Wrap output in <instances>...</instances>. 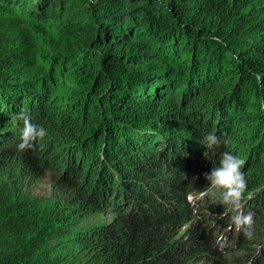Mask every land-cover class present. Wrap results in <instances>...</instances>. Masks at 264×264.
I'll return each mask as SVG.
<instances>
[{"label":"trees","instance_id":"obj_1","mask_svg":"<svg viewBox=\"0 0 264 264\" xmlns=\"http://www.w3.org/2000/svg\"><path fill=\"white\" fill-rule=\"evenodd\" d=\"M21 111L47 131L23 152ZM224 152L251 238L200 195ZM236 262L264 264V0H0V264Z\"/></svg>","mask_w":264,"mask_h":264},{"label":"clouds","instance_id":"obj_2","mask_svg":"<svg viewBox=\"0 0 264 264\" xmlns=\"http://www.w3.org/2000/svg\"><path fill=\"white\" fill-rule=\"evenodd\" d=\"M259 79V76H257ZM16 119L22 121L23 127L20 130V143L17 145V150L23 152L33 147V144L38 140H43L47 131L43 126L32 123V117L25 111L17 114ZM227 143V140L221 141V138L209 134L205 137V143L208 148L219 146L221 143ZM245 161L234 156L229 152L221 154L219 166L213 167L210 173H204V178L209 182L207 187L201 191V198H211L217 192L220 193L219 203L228 206V210L234 214L231 216L232 225L237 231L251 238L253 235L252 229L255 223L252 213L244 214L241 209V200L247 186L245 174L242 166ZM226 237L219 236L215 244L221 249L225 246Z\"/></svg>","mask_w":264,"mask_h":264},{"label":"rangeland","instance_id":"obj_3","mask_svg":"<svg viewBox=\"0 0 264 264\" xmlns=\"http://www.w3.org/2000/svg\"><path fill=\"white\" fill-rule=\"evenodd\" d=\"M211 159L213 160L214 158L211 157ZM68 168L69 167L67 165H63V166L58 165L54 169L49 168L48 170H46V172L44 173V176L36 184L32 185L27 190V196H28L27 203L29 205H32L34 207H37L39 209L44 210L47 203L50 202V200L54 196L53 184L55 183L56 179L60 178V177L62 179L65 177L73 178L71 176L72 173ZM73 176H75L74 180H79V178H80L79 174H74ZM77 184H80V182L77 181ZM79 194H82V193L78 192V191L76 192L73 190V191L69 192V194L66 197H63L62 199L64 200V202L67 205L71 206L72 204H76L74 202H77L80 199ZM247 198L249 199L248 204L252 207L254 205V199H255L254 192L250 193V196H248ZM245 203L246 202L243 201V205ZM104 216L110 217L111 214L109 212H105ZM217 217L218 216H216L214 218L208 217L207 218V219H209L208 224L215 222L217 220ZM215 230H217V228H215ZM213 232H211V233L213 234ZM211 233L209 234V236H211ZM252 245H254V246H252ZM261 246L262 245L257 243L255 238H253L251 246L246 249L247 252H245V255H250V257H251L252 255H254L256 253V251L258 249L261 248ZM236 253L237 252H235L234 254H236ZM235 264H240V263L236 262Z\"/></svg>","mask_w":264,"mask_h":264}]
</instances>
